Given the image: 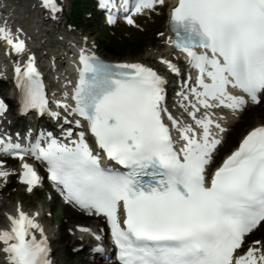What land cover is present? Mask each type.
Listing matches in <instances>:
<instances>
[{"label":"snow or ice","instance_id":"6c2138e0","mask_svg":"<svg viewBox=\"0 0 264 264\" xmlns=\"http://www.w3.org/2000/svg\"><path fill=\"white\" fill-rule=\"evenodd\" d=\"M42 3L53 13L58 10L55 0ZM164 4L122 0L120 7L131 25L132 13ZM100 7L115 23L116 0H100ZM167 22L172 35L165 42L197 71L194 82H186L187 92L179 94L188 119L169 110L165 78L153 67L110 63L81 49L74 105L55 104L83 118L84 125L80 119L74 123L86 126L95 150L85 131L71 139L68 128L63 133L67 143L50 132L28 144L0 137V153L45 161L69 203L106 218L121 264H264V240H248L264 227V124L247 131L208 171L221 144L214 129L225 131L213 110H238L264 97V0H176ZM0 40L6 52L7 46L17 56L26 51L24 40L6 24L0 26ZM34 59L29 54L25 64L15 61L20 108L44 113L49 98ZM159 59L179 72L172 61ZM6 107L0 102V114ZM102 159L114 165H102ZM21 166L19 179L31 191L39 177L31 164ZM8 175L0 170L5 180ZM16 211L7 214L9 226L0 229V253L7 264H50L42 226L19 205ZM97 251L103 248L97 245Z\"/></svg>","mask_w":264,"mask_h":264},{"label":"rangeland","instance_id":"374dc122","mask_svg":"<svg viewBox=\"0 0 264 264\" xmlns=\"http://www.w3.org/2000/svg\"><path fill=\"white\" fill-rule=\"evenodd\" d=\"M71 0V3L72 4ZM69 4V6H70ZM70 8V7H69ZM165 18L164 15L160 22H153L150 19H146L141 22L142 28H126L124 26H120L117 29L110 30L104 27L103 23L100 20L95 21V29L93 33V39L98 43L101 42L102 39H106L110 44L112 42H116L121 48H125V55L122 57H115L108 55L104 49H102V44L100 43V48L106 57L113 60H127V59H137L145 56L147 59L143 61H151L154 58V54L159 51V48H163L162 38L158 37L157 34L162 32L165 28ZM84 32V34H88V29H79V32ZM142 47V48H140ZM5 92L8 91V88L4 89ZM14 107V106H13ZM241 124L244 126L242 129L239 127H235L234 132L230 133L229 137V146L226 151L230 150L231 147L236 143L238 137L242 135L245 131H247L250 127L257 125V123L264 124V104L257 107L253 111H249L244 118H242ZM23 191L19 188L13 189L10 191V200H17L19 196L26 202L28 206L40 208L45 213L49 212V210L54 211L53 220L46 217V222L51 225V229L56 237V241L54 242L55 247L58 249L59 254L65 253V249L67 247H72L76 245V241L72 238L67 229L70 227L72 222H82V223H90L88 220L84 219L82 216L76 214L74 211L64 207L62 203H60L57 199L49 200V197L44 199L42 194L35 195L33 197H29L26 195L24 198ZM71 213L75 214L74 220L71 218ZM59 217L63 218L66 221L64 228L66 230L58 232L57 227L59 226ZM61 237V239H60ZM66 264H88L87 260L83 255H73L70 258L65 259Z\"/></svg>","mask_w":264,"mask_h":264},{"label":"bare ground","instance_id":"6f19581e","mask_svg":"<svg viewBox=\"0 0 264 264\" xmlns=\"http://www.w3.org/2000/svg\"><path fill=\"white\" fill-rule=\"evenodd\" d=\"M2 2H3L2 3L3 9L7 12L8 20L10 21V25L13 28L15 27V25L21 26L20 30L25 31L27 33V35L31 39L34 40V42H32L33 46L43 49L44 45L42 43H45L44 40L46 42L54 44V50H51L49 55L51 58L53 57V60L55 61V63L59 62L62 59L61 55L63 53L61 50H62V48L66 49L65 44L67 45V44L71 43L72 41H75V40L67 39L62 34H54L53 37H50V34L51 33L53 34V32H52V30H47L45 28V26L42 24V21L40 20L41 10L37 5V0H4V1L2 0ZM13 32H14V30H13ZM167 48H168V45L163 47V49L160 48L159 53L156 56V59L151 60V61H153L154 63L162 64L159 57L164 56V54H166ZM46 50H47L46 48H45V50H38L39 56L42 57V56L48 55V52ZM146 59L147 58L145 56H143L141 58L127 59L124 61L135 62V61H143ZM117 61H120V60H117ZM6 93H7L8 98L11 101H13V98L11 97L10 92L7 91ZM175 105H176L177 111L180 112V115H181L182 109L178 107V101H176ZM256 108L257 107H251L249 110H247L243 114L242 118L244 116H246L248 111H253ZM12 113L15 114L14 110H12ZM235 114H237V113L226 112L225 114L221 115L220 119H221L224 127H226V126L229 127V126L235 125L236 127H239L240 129L243 128L244 121H243V124H241L238 121H235ZM260 124L261 123H257V125H260ZM228 135H227V140H228ZM223 149H225V147H222L220 149V151L222 152ZM17 205H19V204L16 202H11L8 207L12 211H16ZM26 209L28 210L27 207H26ZM33 209L34 208H30L29 210L33 211ZM71 215L73 217L75 216L72 213H71ZM3 222H4V214L0 213V226L3 224ZM80 231L81 230L78 227H75V233H79ZM49 234L51 236V239L56 241L55 238L52 237V231H50ZM0 264H7L6 261L4 260L3 253L0 254Z\"/></svg>","mask_w":264,"mask_h":264},{"label":"trees","instance_id":"16d2710c","mask_svg":"<svg viewBox=\"0 0 264 264\" xmlns=\"http://www.w3.org/2000/svg\"><path fill=\"white\" fill-rule=\"evenodd\" d=\"M85 10H88V4L84 0H75L74 17L78 23L83 24L82 13ZM104 48L115 56H124L125 55V48H121L119 45L116 44V42H112V45L111 44H110V46L107 45ZM140 48H142V47H140Z\"/></svg>","mask_w":264,"mask_h":264}]
</instances>
